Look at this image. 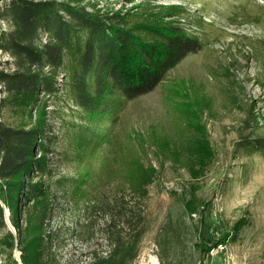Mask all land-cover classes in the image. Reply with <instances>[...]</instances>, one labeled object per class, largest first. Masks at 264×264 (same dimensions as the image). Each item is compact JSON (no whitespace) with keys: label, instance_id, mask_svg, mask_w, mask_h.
I'll list each match as a JSON object with an SVG mask.
<instances>
[{"label":"rangeland","instance_id":"obj_1","mask_svg":"<svg viewBox=\"0 0 264 264\" xmlns=\"http://www.w3.org/2000/svg\"><path fill=\"white\" fill-rule=\"evenodd\" d=\"M178 1L83 2L101 12L134 15L129 23L153 21L159 6L181 4L200 24L192 30L203 42L201 50L175 65L152 91L128 101L111 138L112 155L127 150L130 159L151 163L158 173L148 190L151 227L142 237L138 264H159L158 255L163 264H264V157L247 156L238 144L247 126L264 133V0ZM1 28L10 26L3 22ZM11 63L0 50V69L9 70ZM0 121L29 124L7 105L0 108ZM92 156L91 164L97 160ZM57 171L62 177L75 174L71 166ZM118 174L115 169L93 178L79 203L53 191L48 228L61 230L53 248L57 264H87L107 251L103 213L86 202L117 191ZM3 213L0 264H22L17 229ZM221 239L222 252L201 254L200 248Z\"/></svg>","mask_w":264,"mask_h":264},{"label":"trees","instance_id":"obj_2","mask_svg":"<svg viewBox=\"0 0 264 264\" xmlns=\"http://www.w3.org/2000/svg\"><path fill=\"white\" fill-rule=\"evenodd\" d=\"M83 2L0 0V24L10 26L0 29V50L12 60L9 70L0 69L6 94L0 108L7 105L29 122L14 127L0 121V225L6 210L22 264H57L53 248L61 230L48 228L53 191L79 203L93 178L115 169L118 190L104 201L86 202L103 213L107 244L87 264H138L142 237L151 227L148 190L158 173L151 163L130 159L127 150L112 155L111 138L126 103L152 91L203 46L192 30L200 24L181 4L159 6L153 21L129 23L134 15L101 12ZM247 128L239 146L247 156L264 157V133ZM92 155L97 160L91 164ZM64 166L75 174L62 177L57 167ZM209 248L199 250L207 254ZM158 262L163 264L160 255Z\"/></svg>","mask_w":264,"mask_h":264},{"label":"built area","instance_id":"obj_3","mask_svg":"<svg viewBox=\"0 0 264 264\" xmlns=\"http://www.w3.org/2000/svg\"><path fill=\"white\" fill-rule=\"evenodd\" d=\"M1 94L4 95L1 91H0V97H1ZM1 99V98H0ZM223 248H224V245H222V243H218L216 245H212L210 248H209V251H208V255H215V254H218L220 252L223 251Z\"/></svg>","mask_w":264,"mask_h":264},{"label":"bare ground","instance_id":"obj_4","mask_svg":"<svg viewBox=\"0 0 264 264\" xmlns=\"http://www.w3.org/2000/svg\"><path fill=\"white\" fill-rule=\"evenodd\" d=\"M152 263H153V264H157L156 261H155L154 259H153V262H152Z\"/></svg>","mask_w":264,"mask_h":264}]
</instances>
